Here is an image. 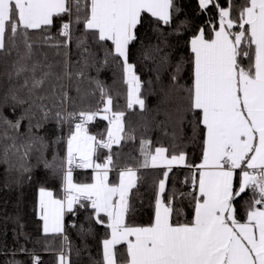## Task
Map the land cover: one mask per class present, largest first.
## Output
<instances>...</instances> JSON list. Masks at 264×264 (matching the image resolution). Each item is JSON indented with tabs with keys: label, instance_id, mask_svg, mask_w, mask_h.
<instances>
[{
	"label": "snow or ice",
	"instance_id": "snow-or-ice-1",
	"mask_svg": "<svg viewBox=\"0 0 264 264\" xmlns=\"http://www.w3.org/2000/svg\"><path fill=\"white\" fill-rule=\"evenodd\" d=\"M198 5L202 13L214 8L218 19L207 21V31L201 26L194 32L187 41L190 56L172 66L169 83L161 88V103L175 101L165 113L174 127L170 145L153 150L152 142L141 137L143 160L136 167L119 168L118 182H110L109 172L117 167L113 144L136 139L137 129L126 126L130 124L125 121L127 110L146 109L143 82L136 65L129 62L137 27L151 18L167 47V35L172 33L165 34L161 25L170 27L181 9L175 0H0L3 162L11 154L18 158L19 171H30V152L38 145L43 159L47 148L44 137L35 135L33 128L49 120L57 126L68 125L66 160L54 156L51 163L44 162L61 177L63 195L58 198L45 187L39 189L43 234L60 237L57 264H72L64 216L66 212L75 215L77 205L92 209L88 226L79 225L78 235H92L93 221L106 230L102 258L93 264H264V0H243L242 4L225 0V6L219 0H198ZM57 20L60 27L53 35ZM186 28L187 22L180 21L173 32ZM72 44L77 50L74 62L69 52ZM45 49L53 50L51 55ZM162 51L157 44L155 56L145 54L146 59L159 57L157 81L160 66L170 63L168 53L160 55ZM186 64L191 66L190 84L181 83ZM75 65L80 67L70 70ZM107 66L119 69L126 92L86 77V69L97 67L99 72ZM85 79L94 87L82 90L80 83ZM71 86L75 97L69 95ZM121 96L124 108L114 103ZM9 101L13 109L27 105L15 121L2 112ZM97 117L107 121L106 138L88 131L87 125ZM25 119L28 132L21 133ZM186 126L191 129L187 137ZM196 143L201 149L199 163L190 162L185 150ZM103 149L108 154L99 163ZM73 165L93 169L92 182L75 183ZM174 166L188 169L181 181L187 190L175 183L168 187ZM141 168L163 171L153 180L150 223L137 226L128 216L134 210L130 194L143 179L138 175ZM185 200L192 209L191 218L185 214ZM70 227L77 225L73 222ZM44 250H51L48 242ZM20 251L28 249L22 246ZM80 251L76 250L78 257ZM30 255L32 264H40L35 252Z\"/></svg>",
	"mask_w": 264,
	"mask_h": 264
},
{
	"label": "trees",
	"instance_id": "trees-1",
	"mask_svg": "<svg viewBox=\"0 0 264 264\" xmlns=\"http://www.w3.org/2000/svg\"><path fill=\"white\" fill-rule=\"evenodd\" d=\"M222 6H225V0H219ZM176 5L181 11L174 16L170 27L161 25L162 31L167 35V44L161 42L160 32L156 30V25L151 22V18H146L145 22L137 27L138 39L130 45L129 62L136 65V72L143 82L142 97L145 99L146 109L141 112L138 106L134 110H127L125 121L130 122L126 126L136 128V139L134 141L122 140L120 145L114 144L112 147L113 159L117 165L109 173V181H118V169L127 165L136 167L137 161H142L143 157L140 154V139L141 137L152 142V149L163 144L169 147L171 142V134L174 131L172 121L168 120L165 113L174 107V99H170L168 103H161L163 93L162 87H166L170 80L172 66L181 58L187 60L190 56V49L187 41L190 40L199 27H205L208 30L207 21L212 18L218 19L215 16L216 10L210 7L207 12H201L198 5V0H175ZM235 4H242L243 0H234ZM67 20V17H64ZM180 21L187 22V28L181 29L180 32L174 33L176 25ZM60 21L57 20L51 29L53 35L58 31ZM82 28V25H81ZM79 34V33H77ZM159 44L162 48L160 55L168 53L169 65L160 66L159 75L160 81L156 80L157 66L159 65V57L156 59L145 58L147 53L149 56H155L153 46ZM49 51L50 55L53 50ZM70 60L77 59V50L75 45H70ZM102 55V54H101ZM80 66L75 65L76 70ZM99 67V65H97ZM97 67L86 69V77L99 79L105 85L112 86L121 93L126 92V86L120 82L121 73L119 69L112 66L102 67L99 72ZM191 66L186 64L181 83H191L190 79ZM75 80V77H73ZM116 80V84L113 81ZM152 83L149 84L148 82ZM70 85L72 81L68 82ZM82 90H87L93 85H90L85 79L80 83ZM5 88L0 87V97H2ZM69 95L75 97L77 95L75 87L69 88ZM99 93H97V98ZM90 102L95 105V100L90 98ZM121 108L125 106V99L121 96L118 101ZM27 105L19 106L13 109L12 102L3 105V115L15 121L24 113ZM71 111L72 109L69 108ZM164 123L161 124L160 122ZM35 124V121H33ZM147 126L145 131L144 126ZM107 121L97 117L95 123L88 127V131L92 135L104 134L106 138ZM165 131L168 133L164 135ZM186 137L191 135V129L185 127ZM21 133L28 132V120L21 121ZM33 133L37 136L44 137L47 143V148L43 150V159H40V152L36 150L39 146L33 148L27 157V165L30 168L28 172L19 171V161L17 156L10 154L8 162H3L2 150H0V264H9V261H17L19 264H32V252L40 257V264H57V253L60 250V237H53L51 234L45 236L42 231L43 222L39 217V189L45 187L52 191L55 197H62L63 185L59 175H54L50 168L45 167V161L51 163L55 156L58 160L64 159L67 155L66 134L68 133V125L57 126L55 120H49L41 128H33ZM58 137L64 139L58 140ZM186 142V141H185ZM188 153L190 162L199 163L201 149L199 143L189 144L185 149ZM119 154L118 156L116 154ZM108 153L101 150L97 162L103 163V158ZM163 169H143L141 168L138 175L143 179L138 182L137 188L132 190L130 194V202L134 210L129 213L128 221L137 226L147 225L150 223L154 203L153 180L158 178ZM74 178L77 182L89 183L92 181L93 173L91 170L74 171ZM188 174V169L182 166L173 167L172 173L168 180V187L171 188L173 183L177 188L187 190L188 186L183 185ZM242 204V202H241ZM239 206V205H238ZM184 211L188 218H191V207L187 201H184ZM92 213V209H81L75 206V215L73 213H65L64 222L66 233L72 244V264H93V261L101 260L102 245L101 241L104 237L105 228L101 225H95L93 221V234L82 238L78 235V227L84 224L88 226V216ZM240 218L243 220V211L241 210ZM75 222L77 227L73 228L70 225ZM39 241V243H37ZM45 242L51 246L50 251H45ZM85 245L87 247H85ZM27 248L28 252H21V247ZM121 248L123 246H120ZM80 249L79 257L76 255V250ZM119 258V257H118Z\"/></svg>",
	"mask_w": 264,
	"mask_h": 264
},
{
	"label": "built area",
	"instance_id": "built-area-1",
	"mask_svg": "<svg viewBox=\"0 0 264 264\" xmlns=\"http://www.w3.org/2000/svg\"><path fill=\"white\" fill-rule=\"evenodd\" d=\"M96 120H97V118L93 121V122H90L88 125H87V128L91 125V124H93V123H95L96 122ZM67 136H68V133L66 134V138H67ZM114 145V144H113ZM113 147V146H112ZM103 151H105V152H107L108 153V150L107 149H103ZM67 156V155H66ZM65 160H66V157H65ZM65 167H67V164L65 163ZM74 171H86V169H84V168H77V167H75V165H73V172ZM85 203H87V202H85Z\"/></svg>",
	"mask_w": 264,
	"mask_h": 264
},
{
	"label": "crops",
	"instance_id": "crops-1",
	"mask_svg": "<svg viewBox=\"0 0 264 264\" xmlns=\"http://www.w3.org/2000/svg\"><path fill=\"white\" fill-rule=\"evenodd\" d=\"M174 167H179V166H174ZM86 170H91L92 171V173L94 174V172H93V169H86ZM110 173V172H109ZM75 176H74V174H73V180H74V182L75 183H81V182H77L76 180H75V178H74ZM92 182V181H91ZM91 182H89V183H91ZM118 182V181H117ZM54 195V194H53ZM65 217V216H64Z\"/></svg>",
	"mask_w": 264,
	"mask_h": 264
}]
</instances>
